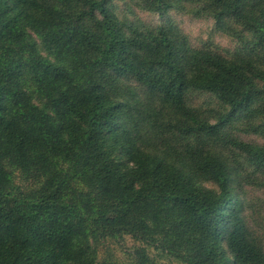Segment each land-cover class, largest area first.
Masks as SVG:
<instances>
[{
	"label": "trees",
	"instance_id": "obj_1",
	"mask_svg": "<svg viewBox=\"0 0 264 264\" xmlns=\"http://www.w3.org/2000/svg\"><path fill=\"white\" fill-rule=\"evenodd\" d=\"M139 1L210 18L242 48H192L121 19L114 0H0V264H115L99 247L126 237L138 264L147 248L264 264L239 172L215 146L264 171V146L222 134L243 118L264 136V0ZM192 92L220 110L204 118Z\"/></svg>",
	"mask_w": 264,
	"mask_h": 264
},
{
	"label": "rangeland",
	"instance_id": "obj_2",
	"mask_svg": "<svg viewBox=\"0 0 264 264\" xmlns=\"http://www.w3.org/2000/svg\"><path fill=\"white\" fill-rule=\"evenodd\" d=\"M139 0H114L113 8L121 19L139 27L158 28L170 27L174 33L185 38L187 44L195 49H211L219 52L234 53L242 48L237 41L227 37L217 29L215 22L210 18H196L178 9L166 13H151L141 8ZM189 105L198 110L204 118L215 115L221 108L218 100L211 94L192 92L188 94ZM241 116H238L240 118ZM259 123L258 118L249 120ZM215 122V120H214ZM249 123L246 119L232 121L223 130L225 138L238 140L248 144L264 146V136L247 132ZM231 163L237 168L239 178L236 185L247 198L250 210L246 212V227L250 234L264 245V171L257 169L248 162L247 156L241 154L229 141L223 140L215 144ZM205 188H213L210 183H203ZM140 243L131 237L104 241L99 247L100 260L106 259L115 264H138L135 249ZM147 253L151 264H182L166 252L148 249Z\"/></svg>",
	"mask_w": 264,
	"mask_h": 264
}]
</instances>
